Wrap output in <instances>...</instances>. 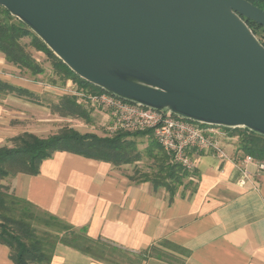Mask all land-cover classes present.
<instances>
[{
  "label": "water",
  "instance_id": "water-1",
  "mask_svg": "<svg viewBox=\"0 0 264 264\" xmlns=\"http://www.w3.org/2000/svg\"><path fill=\"white\" fill-rule=\"evenodd\" d=\"M76 75L122 99L264 135V27L248 0H0Z\"/></svg>",
  "mask_w": 264,
  "mask_h": 264
},
{
  "label": "crops",
  "instance_id": "crops-1",
  "mask_svg": "<svg viewBox=\"0 0 264 264\" xmlns=\"http://www.w3.org/2000/svg\"><path fill=\"white\" fill-rule=\"evenodd\" d=\"M10 68L17 69L0 53L1 80L37 94H65L61 86L24 78L19 69L16 74ZM5 103L1 98L0 145L20 133L11 126L14 113ZM224 150L228 157L223 160L211 151L201 152L192 186L179 187L172 198L163 188L153 190L148 181L131 180L129 164L113 166L67 151L43 160L39 173H18L4 183L16 196L75 228L85 227L90 238L125 251L134 260L152 246L170 255L159 259L147 254L139 264H264V170L243 163L244 155L235 147ZM240 166L249 171L244 185L238 183ZM162 240L187 254L162 246ZM0 264H14L1 242ZM50 264L106 263L57 244Z\"/></svg>",
  "mask_w": 264,
  "mask_h": 264
},
{
  "label": "trees",
  "instance_id": "trees-1",
  "mask_svg": "<svg viewBox=\"0 0 264 264\" xmlns=\"http://www.w3.org/2000/svg\"><path fill=\"white\" fill-rule=\"evenodd\" d=\"M248 1L264 9V0ZM244 20L264 45V27L250 19ZM25 37L30 38L28 44L22 42ZM29 47L42 52L44 61L50 64L51 74L47 77L50 85L63 86L70 79L79 89L88 93L107 92L76 75L29 27L0 5V53L6 62L19 69L21 76L45 74L43 61H38ZM6 95L42 104L40 94L0 79V99ZM47 106L52 114L60 117L90 121L89 105L74 95H59L57 100L49 102ZM222 128L227 132V136L237 137V151L250 155L255 160L264 161V135L245 127ZM144 136L149 138V143L142 151L138 148L136 138ZM8 141L11 145H0V242L8 247L9 257L14 264H50L57 244L74 248L106 264H139L147 254L159 259L170 258L167 252L152 246L149 252L143 253L144 255H135L134 260L125 251L99 239L90 238L85 227L75 228L58 216L16 196L4 183L18 173H39L42 161L59 151L71 152L113 166L132 164L146 155L152 159L149 171L134 169L129 178L136 182L148 181L153 190L163 188L172 198L180 186H192L189 177L193 175V171L189 172L181 164L173 162L153 139L149 130L120 129L112 134L100 136L62 126L45 137L22 131L10 137ZM159 244L187 254L185 249L167 240H162ZM125 259L128 263L124 262Z\"/></svg>",
  "mask_w": 264,
  "mask_h": 264
},
{
  "label": "built area",
  "instance_id": "built-area-1",
  "mask_svg": "<svg viewBox=\"0 0 264 264\" xmlns=\"http://www.w3.org/2000/svg\"><path fill=\"white\" fill-rule=\"evenodd\" d=\"M62 90L76 96L91 107L106 110L111 117L109 130L146 131L149 130L156 142L175 163L193 171L197 156L211 151L219 159H226L227 153L217 140L214 126L177 116L166 110H159L122 99L109 92L88 93L79 89L68 79ZM243 163H253L258 170H264V161L255 160L250 155L242 157ZM238 183L244 185L249 177L247 168L240 166Z\"/></svg>",
  "mask_w": 264,
  "mask_h": 264
},
{
  "label": "rangeland",
  "instance_id": "rangeland-1",
  "mask_svg": "<svg viewBox=\"0 0 264 264\" xmlns=\"http://www.w3.org/2000/svg\"><path fill=\"white\" fill-rule=\"evenodd\" d=\"M30 41L29 37L22 39V42L28 44ZM29 49L32 51L33 55L38 61H43V65L46 69L45 74H39L37 76L23 75L24 78H29L32 80H38L41 82H47L48 74H51V67L47 61H44L45 56L42 52L35 51L33 48ZM18 73L17 69L10 68V73ZM20 74V73H19ZM42 104L33 103L27 99L19 98L13 95L4 96L6 109L10 114L14 113L12 118L11 126L21 131H29L38 136L45 137L51 133L56 132L62 126H70L75 128L81 133L90 132L96 133L97 135L104 136L112 134L109 130V125L111 124V117L106 115V110L99 107H91L90 110V121L80 118L72 117H60L57 114H52L50 112L47 104L51 101L57 100V95L54 92L44 91L41 94ZM19 111L20 113H17ZM18 116V117H16ZM216 130V137L220 144L226 148L237 144V137L227 136V132L222 128V126H214ZM153 137V136H152ZM154 139V137H153ZM155 140V139H154ZM138 148L142 151L146 149L149 143V138L147 136L136 138ZM156 141V140H155ZM4 144L11 145L10 141H5ZM152 164V159L146 155H143L141 160L135 163L129 164L130 172L133 173L134 169H139L141 171H149V167ZM189 171V170H188ZM192 172V171H189ZM192 181V175L189 177ZM183 187V186H180ZM127 256V255H126ZM124 259V257H123ZM125 263L127 259L124 260Z\"/></svg>",
  "mask_w": 264,
  "mask_h": 264
}]
</instances>
